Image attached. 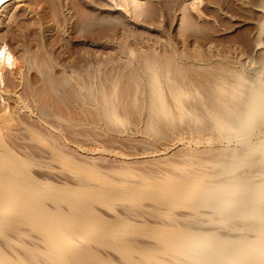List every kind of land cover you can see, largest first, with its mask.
<instances>
[{
  "label": "bare ground",
  "instance_id": "1",
  "mask_svg": "<svg viewBox=\"0 0 264 264\" xmlns=\"http://www.w3.org/2000/svg\"><path fill=\"white\" fill-rule=\"evenodd\" d=\"M260 1L254 63L134 35L202 0H0V264H264Z\"/></svg>",
  "mask_w": 264,
  "mask_h": 264
},
{
  "label": "rangeland",
  "instance_id": "2",
  "mask_svg": "<svg viewBox=\"0 0 264 264\" xmlns=\"http://www.w3.org/2000/svg\"><path fill=\"white\" fill-rule=\"evenodd\" d=\"M180 2H182L183 0H179ZM207 1V0H206ZM206 1L204 2V0H202V3L203 4H201V9H202V6H206L205 8L203 7V9H204V11L203 12H205L204 13V18H206V20H208V21H206V22H203L204 20H199L200 22L202 21L203 22V24H202V22L200 23L199 21H197V20H195L196 22H194V24H195V26H196V28H195V26L193 27L194 29H198V28H202L203 26V28L202 29H204L203 31L201 30V29H199V30H201L202 32H199V30H198V32L200 33L199 35V37H201V35H202V37H205V38H202L203 40H201V38L199 39V37H197V35H196V33H198V32H195L194 33V31H190V29L192 30L193 28H188L187 30L185 29V31H184V33H178V32H176L175 33V31H173V30H176V31H178L177 29H175V28H179V27H177V25H176V23H177V17H176V14L178 15V13H176V11H174V9L172 8V6H171V9L169 8V9H167V8H165L166 9V11H165V9L163 10V8H161L162 10H160L161 11V13L160 14H165V13H167L168 15H170L171 13L173 14V13H175V14H173L174 16H170V18L171 17H174V19L173 18H171L170 20L172 21V20H174V23H173V21H172V23H171V21H168V22H164L163 20H164V18H160V20L161 21H158V22H160V23H157V26L160 28V30L161 31H159V33H158V31H153L154 32V34L152 33V32H149V31H145V29H143V28H137V30H136V32H137V34H134L135 36L137 35L138 36V32L140 33L139 34V36L137 37L138 39H140V40H146V38H148V37H150V38H153V39H155V40H157V41H161V39L162 38H164L165 40H166V38H169V39H171V40H173V39H176V40H173V43H174V45H176L177 46V44L179 45H186V46H184V49L187 47V45L189 46L190 45V49H192V50H194V49H196V50H194V51H196V52H199V51H197L198 49V47H199V44H200V42H201V44H200V47L202 48L203 46V48L202 49H200V50H202L203 51V53L204 54H207V53H211V52H215L216 53V50H217V48H215V47H220V48H218L219 49V51H217V53L218 52H220V54L219 55H225V57L227 56V55H229V56H227V57H231L230 55H231V52H232V50H233V54H232V57L229 59L230 61H231V59L232 58H234L233 59V61L234 60H238V61H243V62H247V61H249V59H247L246 58V56L245 55H247L248 53L247 52H250L249 53V55H251L250 57L252 58V60L254 59V63L255 62H257L258 61V59H259V57H260V55H259V51L257 52L256 50H255V48H254V42H256V40H255V36H256V39H257V35H258V27H257V23H258V19H259V13H257L256 12V10L255 9H257V7L261 4V1L260 0H215V2H217V3H215L214 2V0H211V3H206ZM212 1H213V3L215 4H212ZM207 2H209V1H207ZM259 3V4H258ZM207 4V5H206ZM206 8H208V10L206 11ZM173 9V12H171V11H169V13H168V10H172ZM202 9V10H203ZM165 11V12H164ZM215 11V12H214ZM163 12V13H162ZM206 12H207V14H206ZM213 13V14H212ZM208 16V17H205V16ZM214 15V16H213ZM216 18V19H215ZM256 18H258V19H256ZM163 22V23H162ZM169 23H171V26L172 27H170V25H169ZM205 23H208V24H206V25H208V26H205ZM167 24V25H166ZM173 24V25H172ZM175 24V25H174ZM201 25H203V26H201ZM212 25V26H211ZM166 26V27H165ZM178 26H179V24H178ZM210 26V27H209ZM228 26V27H227ZM169 27V28H168ZM205 27H206V29L207 28H211L212 29V31H218V32H215V34H212V35H209V33H207V35L208 36H210L211 37V41L208 43V44H214V45H216L215 43H217L218 41H220V42H218V43H222L221 45H224L223 43L225 42V40H226V42L228 41L227 39H228V37H229V41H228V48H230L229 46H232L230 49H231V51H230V49H228L227 48V46H226V48L223 46L222 47V50L224 49H226V51H224L223 50V52H225L224 54L223 53H221L222 51H220V49H221V45H219L218 44V46H213V45H211L212 46V48H211V46L209 45L208 46V44L207 43H205V42H207V38H210V37H206V32L204 33V31L206 30L205 29ZM217 27V28H216ZM130 28V29H129ZM129 28H127V29H129V30H131V27H129ZM257 28V29H256ZM132 29H135V28H132ZM142 29H143V31H142ZM213 29H216V30H213ZM129 30H124L125 32H128V33H126V36L128 37H131L133 34H131V33H133V32H131L130 33V31ZM171 30V31H170ZM123 30H122V34H120V36H122V40L123 39H127V38H125L124 36V34H125V32H124ZM188 31H190V33H188ZM206 31H209L210 32V30H206ZM211 31V32H212ZM257 31V32H256ZM124 32V33H123ZM144 32V33H143ZM148 32V33H147ZM162 32V33H161ZM174 32V33H173ZM213 32V33H214ZM247 32V33H246ZM119 33H121V32H119ZM143 33V34H142ZM161 33V34H160ZM203 33V34H202ZM130 34H131V36H130ZM163 34V35H162ZM178 34V36H176V35ZM189 34V35H188ZM244 34V37H243V40L241 39V35H243ZM246 34V35H245ZM257 34V35H256ZM159 35H160V37H159ZM166 35V36H165ZM182 37H181V36ZM188 35V36H187ZM216 36L214 39H216V40H218V41H215L214 43H213V38L212 37H214V36ZM135 36H133L134 38H135ZM158 36V37H157ZM170 36V37H169ZM173 36H174V38H173ZM180 36V37H179ZM193 36H196V40H194V38H190V37H193ZM238 36V37H237ZM173 39H172V38ZM176 37V38H175ZM227 37V38H226ZM111 38H113L114 40H116L117 39V37L116 36H113V37H111ZM134 38H128V39H134ZM161 38V39H160ZM191 39V41H189V39ZM198 38V39H197ZM221 38V39H220ZM226 38V39H225ZM183 41H182V40ZM225 39V40H224ZM248 39V40H247ZM164 40V41H165ZM199 40V41H198ZM201 40V41H200ZM222 40V41H221ZM241 40V41H240ZM244 40H245V43H244ZM252 40V41H251ZM255 40V41H254ZM175 41V42H174ZM195 41H198V42H195ZM205 41V42H204ZM208 41H209V39H208ZM230 41H231V43H230ZM232 41H234V42H232ZM252 42V43H250V44H248V43H246V42ZM161 42H163V41H161ZM176 42H178L177 44H176ZM183 42H185L186 44H182ZM243 42V43H242ZM204 43L206 44V45H204ZM241 44V46L244 48V46H243V44L244 45H246L245 46V49H242V47L239 45V44ZM197 44H198V46H197ZM203 44V46H201ZM226 44V43H225ZM230 44V45H229ZM237 44V45H236ZM179 45V46H180ZM197 46V48H195L196 46ZM248 45H249V48H248ZM251 45V46H250ZM179 46H177V47H179ZM195 46V47H194ZM209 47L208 49L206 48V50L204 51V49H205V47ZM238 46H240V47H238ZM214 47V48H213ZM234 47V48H233ZM252 47V48H251ZM183 49V47L181 46V47H179V49ZM189 48V47H188ZM194 48V49H193ZM212 50H214V49H216V50H214V51H210L211 49ZM239 50H238V49ZM249 49V51L247 50V49ZM250 48H251V50H250ZM112 49V48H111ZM182 49H181V51H182ZM183 49V50H184ZM210 49V50H209ZM235 49H237V50H235ZM207 50H208V52H207ZM227 50H229V53L227 52ZM242 50H243V52H244V50L246 51V53L245 54H243L242 55ZM112 51V50H111ZM202 51H200L201 53H202ZM210 51V52H209ZM236 53H235V52ZM207 52V53H206ZM112 53H114L113 51H112ZM201 53H199V54H201ZM202 53V54H203ZM235 53V54H234ZM238 53L240 54V56L238 55ZM212 54V53H211ZM207 55H209V54H207ZM235 55V56H234ZM248 56V55H247ZM254 58H253V57ZM259 56V57H258ZM226 57V59H228ZM236 57V58H235ZM238 57V58H237ZM224 58V57H223ZM241 60H240V59ZM246 58V59H245ZM257 60V61H256ZM122 84H124V82L122 83ZM120 88H122V89H124V86H121ZM93 116H97V117H94V118H96V119H94V120H96V121H98V114H97V112L96 111H94L93 112ZM95 131H97V130H95ZM94 131V133H95V135L97 134L96 132ZM98 132V131H97ZM111 138H113L112 136H111Z\"/></svg>",
  "mask_w": 264,
  "mask_h": 264
}]
</instances>
